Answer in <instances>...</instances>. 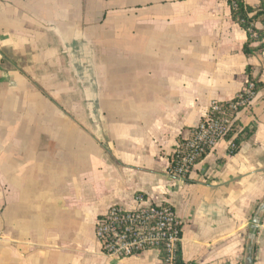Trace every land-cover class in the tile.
Masks as SVG:
<instances>
[{"label": "crops", "instance_id": "obj_1", "mask_svg": "<svg viewBox=\"0 0 264 264\" xmlns=\"http://www.w3.org/2000/svg\"><path fill=\"white\" fill-rule=\"evenodd\" d=\"M246 41L227 0H0V264H161L96 239L137 195L174 208L185 262L243 264L264 200V52ZM250 75L263 88L241 127L255 133L172 176L180 141Z\"/></svg>", "mask_w": 264, "mask_h": 264}, {"label": "built area", "instance_id": "obj_2", "mask_svg": "<svg viewBox=\"0 0 264 264\" xmlns=\"http://www.w3.org/2000/svg\"><path fill=\"white\" fill-rule=\"evenodd\" d=\"M254 89L255 84L248 81L233 101H213L195 133L186 140L184 149L179 145L173 152L169 173L174 163L175 177L187 179L201 155L226 141L235 122L241 125L242 114L251 113L258 97ZM228 142L230 150L235 149L232 141ZM136 203L133 209L113 206L98 218L95 236L102 253L122 260L146 251L157 250L161 253L162 249H166L164 264H172L182 235V225L174 208L166 204H145L143 195L136 196Z\"/></svg>", "mask_w": 264, "mask_h": 264}, {"label": "trees", "instance_id": "obj_3", "mask_svg": "<svg viewBox=\"0 0 264 264\" xmlns=\"http://www.w3.org/2000/svg\"><path fill=\"white\" fill-rule=\"evenodd\" d=\"M231 7L232 19L238 23L247 33V41L244 45V53L247 57L255 56L264 52V0H259V4L254 7L248 3V0H227ZM257 24H261L262 27L258 29ZM251 78V75H250ZM249 83L255 84L254 92L259 94L263 86L255 82L252 78ZM239 122H235L231 132L227 136L228 141H232L235 145V149L231 150V153H236L240 145L248 140L255 133V125L247 127H241ZM186 140H181L180 145L184 149ZM209 152H205L198 159L200 162ZM172 160V159H171ZM175 177V164H172L171 173ZM160 258L164 261L167 259L166 249H162ZM172 264H198L195 262H185L182 256L180 244L176 247Z\"/></svg>", "mask_w": 264, "mask_h": 264}, {"label": "water", "instance_id": "obj_4", "mask_svg": "<svg viewBox=\"0 0 264 264\" xmlns=\"http://www.w3.org/2000/svg\"><path fill=\"white\" fill-rule=\"evenodd\" d=\"M264 217V200L256 209L249 229L243 264H254L258 229Z\"/></svg>", "mask_w": 264, "mask_h": 264}]
</instances>
